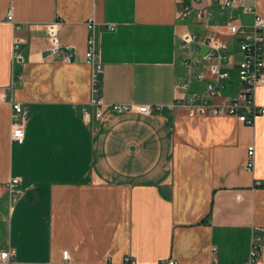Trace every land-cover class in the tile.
Here are the masks:
<instances>
[{
  "label": "crops",
  "instance_id": "0c3cea01",
  "mask_svg": "<svg viewBox=\"0 0 264 264\" xmlns=\"http://www.w3.org/2000/svg\"><path fill=\"white\" fill-rule=\"evenodd\" d=\"M219 1L227 0H199L182 17L190 0H0V88L9 89L0 101V250L45 264H61L64 251L72 264H242L256 229L264 241V114L250 125L168 107L180 96L175 84L189 80L180 49L187 32L228 45L234 63L222 94H238L239 42L225 27H250L255 17L241 0L224 10ZM243 2L264 16V0ZM90 19L103 65L100 118L89 105ZM59 21L70 61L49 49L47 26ZM16 37L22 62L13 60ZM206 83L192 81L189 94ZM13 103L29 111L23 143L12 140ZM114 103L164 108L118 113ZM256 104L264 109V85Z\"/></svg>",
  "mask_w": 264,
  "mask_h": 264
},
{
  "label": "built area",
  "instance_id": "2783aa9c",
  "mask_svg": "<svg viewBox=\"0 0 264 264\" xmlns=\"http://www.w3.org/2000/svg\"><path fill=\"white\" fill-rule=\"evenodd\" d=\"M199 0H190V4L184 6L181 15L187 16L190 8H196L195 4ZM221 9H234L236 4L233 0L219 1ZM245 13L254 14V22L249 27L239 23H230L225 27V33L236 37L239 42L241 61L238 64L237 72L241 85L236 97L224 96L223 90L226 82L230 78V66L234 63L232 55L229 53L228 45L219 38H211L206 43L199 41L195 33H184L181 37L180 49L185 50L188 55L184 58V64L189 69V80L179 81L175 88L180 96L168 107L172 110L178 108L187 109L192 116H234L239 121L254 124L260 114H264V109H259L256 104V92L264 85V16L259 14L256 8L247 6L241 0L239 4ZM200 16L204 11L199 9ZM7 20L15 23L14 11L11 8L7 14ZM62 21L51 23L47 26L50 34V52L53 56L70 61V47L65 52L59 39V26ZM89 29L88 49L86 61L93 70V95L89 103L96 109L97 117H101V107L103 100L98 95L97 75L102 71L103 65L100 61V51L97 44L95 32V20L90 19L87 23ZM16 29L21 27L16 25ZM112 31L115 27H111ZM22 39L16 37L13 42V60L22 62L24 60L21 50ZM205 47V52H201L200 47ZM192 81H206V88L203 92L189 94ZM9 89L0 88V101L4 100ZM112 109L118 113L137 111L142 114H150L161 111L162 104H136V103H114ZM28 109L21 103H13L12 113V140L16 143H23L25 139L26 122ZM83 117L87 119L90 110L87 107L82 109ZM252 114V116H248ZM255 165V148H248L247 169L252 170ZM20 178H13L9 184V189L15 201L21 190L18 188ZM261 229L254 231V238L249 256L242 264H264V241ZM215 251V248H214ZM17 251L14 248L0 250V264H45L36 262H20L16 260ZM69 251L63 252L61 264H72ZM126 260H129L127 258ZM157 264H177L174 260H163ZM215 264V263H211Z\"/></svg>",
  "mask_w": 264,
  "mask_h": 264
}]
</instances>
